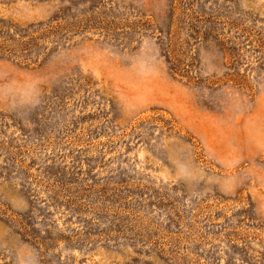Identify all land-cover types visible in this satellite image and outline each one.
I'll use <instances>...</instances> for the list:
<instances>
[{
	"label": "rangeland",
	"instance_id": "1",
	"mask_svg": "<svg viewBox=\"0 0 264 264\" xmlns=\"http://www.w3.org/2000/svg\"><path fill=\"white\" fill-rule=\"evenodd\" d=\"M0 264H264V0H0Z\"/></svg>",
	"mask_w": 264,
	"mask_h": 264
}]
</instances>
